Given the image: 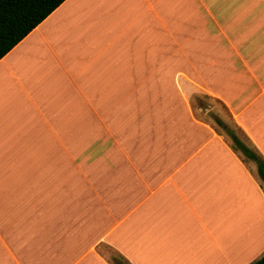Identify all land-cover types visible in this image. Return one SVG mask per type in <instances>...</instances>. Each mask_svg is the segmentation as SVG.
I'll use <instances>...</instances> for the list:
<instances>
[{"label": "crops", "instance_id": "1", "mask_svg": "<svg viewBox=\"0 0 264 264\" xmlns=\"http://www.w3.org/2000/svg\"><path fill=\"white\" fill-rule=\"evenodd\" d=\"M264 0H65L0 59V264H251Z\"/></svg>", "mask_w": 264, "mask_h": 264}, {"label": "trees", "instance_id": "2", "mask_svg": "<svg viewBox=\"0 0 264 264\" xmlns=\"http://www.w3.org/2000/svg\"><path fill=\"white\" fill-rule=\"evenodd\" d=\"M65 0H0V59L25 38ZM218 124L221 122L217 121ZM223 127V126H222ZM231 147L246 160L252 161L264 184V161L226 130ZM113 264H124L122 258ZM253 264V263H251Z\"/></svg>", "mask_w": 264, "mask_h": 264}, {"label": "rangeland", "instance_id": "3", "mask_svg": "<svg viewBox=\"0 0 264 264\" xmlns=\"http://www.w3.org/2000/svg\"><path fill=\"white\" fill-rule=\"evenodd\" d=\"M191 103L196 115L202 120L211 123L230 143L231 139L227 135L226 130L232 132L233 135L249 148L247 141L241 132L235 127L225 108L217 101L206 95L195 94L191 97ZM217 121L221 122L223 127L218 124ZM249 149L253 151V149ZM261 185H263L264 189V184L262 183ZM109 255L113 262L118 261V258L115 257V255L112 253Z\"/></svg>", "mask_w": 264, "mask_h": 264}, {"label": "snow or ice", "instance_id": "4", "mask_svg": "<svg viewBox=\"0 0 264 264\" xmlns=\"http://www.w3.org/2000/svg\"><path fill=\"white\" fill-rule=\"evenodd\" d=\"M253 264H264V253H261L258 257H256Z\"/></svg>", "mask_w": 264, "mask_h": 264}]
</instances>
